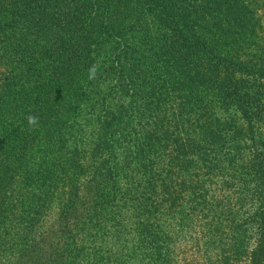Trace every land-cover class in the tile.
<instances>
[{
	"label": "trees",
	"instance_id": "1",
	"mask_svg": "<svg viewBox=\"0 0 264 264\" xmlns=\"http://www.w3.org/2000/svg\"><path fill=\"white\" fill-rule=\"evenodd\" d=\"M0 264H264V0H0Z\"/></svg>",
	"mask_w": 264,
	"mask_h": 264
},
{
	"label": "clouds",
	"instance_id": "2",
	"mask_svg": "<svg viewBox=\"0 0 264 264\" xmlns=\"http://www.w3.org/2000/svg\"><path fill=\"white\" fill-rule=\"evenodd\" d=\"M27 120H28V124L30 126H35L37 124L38 117H35L33 115H29V116H27Z\"/></svg>",
	"mask_w": 264,
	"mask_h": 264
}]
</instances>
